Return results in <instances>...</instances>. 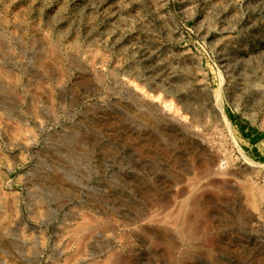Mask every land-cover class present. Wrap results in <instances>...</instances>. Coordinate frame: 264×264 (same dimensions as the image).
Segmentation results:
<instances>
[{
    "label": "rangeland",
    "instance_id": "374dc122",
    "mask_svg": "<svg viewBox=\"0 0 264 264\" xmlns=\"http://www.w3.org/2000/svg\"><path fill=\"white\" fill-rule=\"evenodd\" d=\"M0 20V264H264V0H0Z\"/></svg>",
    "mask_w": 264,
    "mask_h": 264
},
{
    "label": "bare ground",
    "instance_id": "6f19581e",
    "mask_svg": "<svg viewBox=\"0 0 264 264\" xmlns=\"http://www.w3.org/2000/svg\"><path fill=\"white\" fill-rule=\"evenodd\" d=\"M53 16V15H52ZM52 18V17H51ZM57 18V17H56ZM53 19H55L54 17H53ZM4 20V19H3ZM2 20H0V22H1ZM55 21V20H54ZM2 24V23H1ZM4 25V24H3ZM64 25H66V24H64ZM62 26V25H61ZM67 26V25H66ZM65 27V26H64ZM60 28V27H59ZM67 28H68V26H67ZM66 28V29H67ZM65 29V28H64ZM65 29V30H66ZM63 30V29H62ZM60 32V31H59ZM64 32V31H63ZM62 32V33H63ZM64 33H67V32H64ZM60 34H61V32H60ZM43 35V34H42ZM59 35V34H58ZM62 35H64V34H62ZM46 34H45V36L43 35L42 37H41V40H45V42L46 41H48V39L46 38ZM68 36H69V33H67V34H65L64 35V37H67L68 38ZM49 38H50V36H49ZM5 39V36H1L0 37V40H4ZM57 41V40H56ZM60 41V40H59ZM49 42V41H48ZM51 42V41H50ZM53 42V41H52ZM65 43H67V42H65ZM44 44H46L47 45V43H44ZM54 45V44H53ZM48 46V45H47ZM49 46H51V45H49ZM65 47V46H64ZM66 49L64 50V52L61 54L62 55V57H66V58H69V44H68V46H67V44H66ZM54 48H56V47H54ZM50 49H53L52 47L51 48H49V50ZM51 51V50H50ZM59 51H62L60 48H59ZM52 52V51H51ZM50 52V53H51ZM55 53V52H54ZM53 53V54H54ZM60 53V52H59ZM51 55H52V53H51ZM57 55V54H56ZM59 55V54H58ZM54 57V56H53ZM49 58V57H48ZM55 58V57H54ZM56 58H58V57H56ZM50 59V58H49ZM51 60V59H50ZM55 60V59H54ZM45 61V60H44ZM49 61V60H48ZM49 63H50V61H49ZM51 64H52V61H51ZM55 64H56V60H55ZM2 74H3V72H2ZM5 75V74H4ZM3 76V75H2ZM5 77H6V75H5ZM9 78H10V76H9ZM8 78V79H9ZM5 79V78H4ZM4 79H2V77H0V81H2V82H4L5 80ZM10 81V79L8 80V82ZM12 83H14V82H12ZM15 84V83H14ZM36 90V89H35ZM39 93H41V91L39 92ZM44 93V92H43ZM42 93V94H43ZM48 93V92H47ZM49 95V94H48ZM33 96V95H32ZM38 97V96H37ZM34 102V101H33ZM35 104V103H34ZM222 117H223V115H222ZM223 120H225V119H223ZM225 122H227V121H225ZM228 123V122H227ZM10 126V125H9ZM21 128V127H20ZM10 130V129H9ZM17 130V129H16ZM20 130V129H19ZM18 131V130H17ZM14 130L9 134L8 133V138L11 140L10 141V144L12 143V144H16V142L17 141H21L22 143H23V145H24V143H26V138H25V136L23 135V134H20L19 132H14ZM3 133V132H2ZM6 133V132H5ZM20 143V142H19ZM21 144V143H20ZM18 145V144H17ZM13 146H16V145H13ZM19 146H21V145H19ZM1 156V155H0ZM217 160V157L216 156H214V160ZM226 166V165H225ZM225 168V167H224ZM224 168H223V170H224ZM220 174H221V172H219ZM0 195H1V193H0ZM8 196V195H7ZM4 197V196H3ZM3 197H0V201L2 200V198ZM4 199V198H3ZM5 199H7L6 197H5ZM1 202H3V201H1ZM5 202V201H4ZM0 205H1V203H0ZM9 205H11V204H9ZM8 205V206H9ZM7 206V204L5 205V207ZM7 212V211H6ZM11 212V211H10ZM6 214H4V216H3V219H1V221H0V235L1 236H4V237H8L9 235V230L10 229H12V228H14L17 224H18V219L16 218V217H6L5 216ZM10 216H13V214L12 215H10ZM15 216V215H14ZM79 225V224H78ZM84 225V224H83ZM85 226V225H84ZM81 227V226H80ZM83 227V226H82ZM74 229H76V228H74ZM28 233H30V232H28ZM27 233V234H28ZM25 235V234H21L20 236H19V243L22 245V247L23 248H25L26 249V246H28V245H30L29 244V242H30V240L32 239V237H33V235L31 236V235ZM31 234V233H30ZM80 234V233H79ZM40 235V234H39ZM39 235H38V237H39ZM37 237V238H38ZM34 238V237H33ZM14 239V238H13ZM43 239V238H42ZM36 240V239H35ZM12 241V240H11ZM32 241V240H31ZM39 241H41V240H39ZM79 241H81V240H79ZM68 242V241H67ZM10 243H12V242H10ZM40 244H42L41 242H40ZM35 248V247H34ZM69 248V247H68ZM69 252V251H68ZM57 254V253H56ZM60 254V253H59ZM69 255V254H68ZM28 258V256H26L25 254H22V256H21V259L22 260H24L25 258ZM61 258V257H60ZM20 260V259H19ZM66 261L68 260V259H65ZM26 261V260H25ZM66 261H63L64 262V264L66 263ZM69 261V260H68ZM4 262V261H3ZM68 264V263H67Z\"/></svg>",
    "mask_w": 264,
    "mask_h": 264
}]
</instances>
